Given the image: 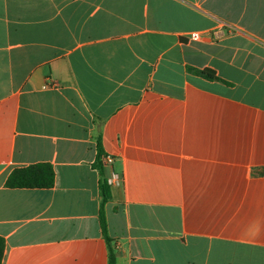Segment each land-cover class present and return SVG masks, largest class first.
I'll return each mask as SVG.
<instances>
[{
  "label": "crops",
  "instance_id": "0c3cea01",
  "mask_svg": "<svg viewBox=\"0 0 264 264\" xmlns=\"http://www.w3.org/2000/svg\"><path fill=\"white\" fill-rule=\"evenodd\" d=\"M102 179L116 264H264V0H0L2 264H109Z\"/></svg>",
  "mask_w": 264,
  "mask_h": 264
},
{
  "label": "trees",
  "instance_id": "16d2710c",
  "mask_svg": "<svg viewBox=\"0 0 264 264\" xmlns=\"http://www.w3.org/2000/svg\"><path fill=\"white\" fill-rule=\"evenodd\" d=\"M202 76L211 79L218 80L216 73L213 70L207 69L199 71ZM104 155L101 139L98 140V167L103 170L102 157ZM6 185L9 188H30V189H49L55 185V172L51 165H32L26 168L16 169L9 176ZM101 209H100V223L103 231V235L109 243V264H116L117 258L115 250L111 245V239L108 235V223L105 212L106 204L112 199L111 188L105 179L101 180ZM5 240L0 237V264L3 263L5 254Z\"/></svg>",
  "mask_w": 264,
  "mask_h": 264
},
{
  "label": "built area",
  "instance_id": "2783aa9c",
  "mask_svg": "<svg viewBox=\"0 0 264 264\" xmlns=\"http://www.w3.org/2000/svg\"><path fill=\"white\" fill-rule=\"evenodd\" d=\"M224 32L222 29H216L214 31H212V33L209 36H212L214 39H221L224 37ZM205 35L201 34V33H192L190 35V39L193 41H198L200 39H202ZM104 163L105 165H111L113 163V158L111 156H106L104 158Z\"/></svg>",
  "mask_w": 264,
  "mask_h": 264
}]
</instances>
